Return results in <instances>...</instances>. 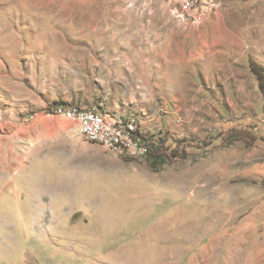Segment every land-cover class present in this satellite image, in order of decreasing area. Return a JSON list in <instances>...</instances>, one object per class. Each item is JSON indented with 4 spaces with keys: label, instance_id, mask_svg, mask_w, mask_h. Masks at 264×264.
<instances>
[{
    "label": "rangeland",
    "instance_id": "rangeland-1",
    "mask_svg": "<svg viewBox=\"0 0 264 264\" xmlns=\"http://www.w3.org/2000/svg\"><path fill=\"white\" fill-rule=\"evenodd\" d=\"M197 16L0 0V264H264V0ZM74 108L145 119L167 162L87 140Z\"/></svg>",
    "mask_w": 264,
    "mask_h": 264
},
{
    "label": "built area",
    "instance_id": "built-area-1",
    "mask_svg": "<svg viewBox=\"0 0 264 264\" xmlns=\"http://www.w3.org/2000/svg\"><path fill=\"white\" fill-rule=\"evenodd\" d=\"M173 16L179 21L198 20L201 0H165ZM58 113L79 125L81 134L116 155L133 159L147 158L151 152L149 142L142 140L146 131L137 116L122 119L109 112L82 109H59Z\"/></svg>",
    "mask_w": 264,
    "mask_h": 264
},
{
    "label": "trees",
    "instance_id": "trees-1",
    "mask_svg": "<svg viewBox=\"0 0 264 264\" xmlns=\"http://www.w3.org/2000/svg\"><path fill=\"white\" fill-rule=\"evenodd\" d=\"M251 69L258 79L259 85H260V90L264 95V66L255 62V61H252L251 62ZM144 141L149 142L151 145V152H150L148 158L151 162L152 168L155 169V168L159 167L160 165H164L168 159H167V154L165 153V151L163 149L162 142L161 141L151 142L147 139H145Z\"/></svg>",
    "mask_w": 264,
    "mask_h": 264
},
{
    "label": "crops",
    "instance_id": "crops-1",
    "mask_svg": "<svg viewBox=\"0 0 264 264\" xmlns=\"http://www.w3.org/2000/svg\"><path fill=\"white\" fill-rule=\"evenodd\" d=\"M116 116H117V115H116ZM117 117H118V116H117ZM140 121H141L142 126H143V128H144L145 130L149 129V127H148V125H147L145 119H141V118H140Z\"/></svg>",
    "mask_w": 264,
    "mask_h": 264
}]
</instances>
